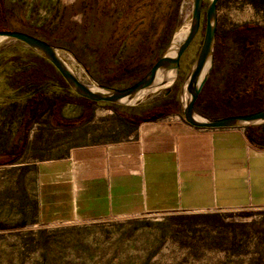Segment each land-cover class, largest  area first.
Returning <instances> with one entry per match:
<instances>
[{
    "label": "rangeland",
    "instance_id": "rangeland-1",
    "mask_svg": "<svg viewBox=\"0 0 264 264\" xmlns=\"http://www.w3.org/2000/svg\"><path fill=\"white\" fill-rule=\"evenodd\" d=\"M209 2L205 0L203 15ZM263 5L264 0H219L214 66L203 107H264V13L257 10ZM192 6V0H0V12H6L13 28L58 40L75 38L99 61L111 63L110 69L131 62L132 68L140 65L137 71L161 55L174 33L187 29ZM204 26L202 18L175 83L123 111L137 124H124L103 104L87 105L74 97L61 98L56 105L44 101L16 165L73 147L127 140L140 123L148 122L141 120L152 116L149 110L166 92L174 110L163 118L176 115L183 120L180 89L200 52ZM65 58L87 83L78 65ZM32 69L37 74L45 71L65 86L56 71L23 44H0V158L7 150L6 138L21 134L14 135L13 123L6 122L21 113L26 94L17 80ZM260 130L264 132V125ZM34 179L29 169L0 166V264H264V208L158 213L44 227L37 224Z\"/></svg>",
    "mask_w": 264,
    "mask_h": 264
},
{
    "label": "crops",
    "instance_id": "crops-1",
    "mask_svg": "<svg viewBox=\"0 0 264 264\" xmlns=\"http://www.w3.org/2000/svg\"><path fill=\"white\" fill-rule=\"evenodd\" d=\"M17 162L7 165L35 178L37 224L44 227L264 208V144L250 141L244 128L197 129L176 115L142 122L124 141Z\"/></svg>",
    "mask_w": 264,
    "mask_h": 264
},
{
    "label": "water",
    "instance_id": "water-1",
    "mask_svg": "<svg viewBox=\"0 0 264 264\" xmlns=\"http://www.w3.org/2000/svg\"><path fill=\"white\" fill-rule=\"evenodd\" d=\"M205 0H192L190 24L186 30L173 34L169 44L150 70L135 84L116 88L100 84L93 78L85 65L69 49L52 45L42 39L20 31H0V44L14 40L22 43L37 55L48 61L61 75L70 89L79 97L94 103H106L123 107H134L146 96L168 89L180 74L181 59L201 29L203 4ZM205 10L204 35L200 49L180 89L179 102L183 120L193 128L216 130L246 128L264 124V109L218 119H209L200 114L195 104L208 81L213 66L218 23V0H209ZM183 33L184 37L178 35ZM65 56L82 70L88 82L82 81L72 69ZM167 92L165 93V95Z\"/></svg>",
    "mask_w": 264,
    "mask_h": 264
},
{
    "label": "trees",
    "instance_id": "trees-1",
    "mask_svg": "<svg viewBox=\"0 0 264 264\" xmlns=\"http://www.w3.org/2000/svg\"><path fill=\"white\" fill-rule=\"evenodd\" d=\"M6 17H7L6 12L2 10L0 12V31L9 30V31L24 32L32 36H35L39 39H42L52 45L64 47V48L71 50L76 55V57L85 65V67L90 72V74L93 76V78L102 85L114 87L115 86L114 84H119V85H124V87L122 88H125L132 84H135V82H137L140 78L142 79V77L150 70L153 64L160 57V56L157 57L156 60L152 62L148 67L142 68L141 71H137L140 65L134 66L132 68L131 62H128L125 66H117L116 68H111L113 69L111 70L110 69L111 63H108V62L102 63L101 60L99 61V59H97L94 56L93 54L94 52L90 49V47L82 46L80 41H77V39L66 37L64 39L58 40V39L50 38L47 33L45 34L38 33L35 31H30V30H26L22 28L15 29L13 28V26H11V24L8 23V19ZM247 29L253 30L255 28H253V26H249L247 27ZM33 53L36 56H38L42 62H45L46 64H48L51 68H53L56 71V74L58 75V77L61 80H63V82L65 83V86H59L56 80L50 77L45 71L39 72L37 74L38 71L37 70L34 71V69H32L31 72L28 71L25 76H21L20 78H18L17 81L20 82V86L22 87V89L25 91V94H26L25 101H24L25 103H23L22 105L21 113L18 116H15L16 118L15 121L13 120V118H9V120H7L6 123L8 124L13 123L12 132L14 133V135H16L17 132L19 131H21V134L18 137V139L13 138L12 137L13 134L11 135V137L9 136L8 138H6L5 143L6 145L8 144V146H7V150H5L3 157L0 158V165L13 164L22 156L25 146H26L27 132L32 126V124L34 123V121L36 120L39 107L42 104H44V101L47 103H49L50 101L52 105H56L58 104V102L61 101L60 100L61 98H63V101H64L65 98L74 97L80 101L82 100V102L86 103L87 105L103 104V105H107L110 108H112L115 111L116 115L118 116L119 120L123 122L124 124H127L129 126H133L137 124L135 123V121L132 120V117L129 114H126L123 112L125 109H127V107L106 104V103H94V102H91L89 100H86L84 98L77 96L70 89V87L66 84L64 79L58 73V71L48 61H46L45 59L37 55L35 52ZM132 69L136 72L133 73ZM205 88H206V85L204 86L203 91L201 92L195 104V108L200 114H202L203 116L209 119H218V118L233 116L234 114L244 115V114L254 113V112L264 109L263 107L258 110H247L245 108L234 106V105L233 106L231 105V106H228L222 109L220 108L209 109L206 106L203 107L202 97H203V92ZM58 89L59 90L62 89V92L57 93ZM14 105L15 104L13 103L12 106ZM173 110H174V102L172 98H170V95H168L159 104L155 105L152 109L149 110L148 114H152V116L148 118H144L141 121L158 120L166 116L168 113L173 112ZM210 113L213 115H216V117H208V114ZM263 125L264 124L259 125V126L250 125L245 128L247 136L250 139V141L254 143L264 144V132L260 130V127Z\"/></svg>",
    "mask_w": 264,
    "mask_h": 264
},
{
    "label": "flooded vegetation",
    "instance_id": "flooded-vegetation-1",
    "mask_svg": "<svg viewBox=\"0 0 264 264\" xmlns=\"http://www.w3.org/2000/svg\"><path fill=\"white\" fill-rule=\"evenodd\" d=\"M204 4H205V1H204ZM204 4H203V10H204ZM219 8V0H218V3H217V10ZM206 10V9H205ZM257 10H261V14L264 13V5L261 6V8H257ZM203 13V12H202ZM205 16V12H204V15L202 14V18H204ZM256 29H253L252 31L254 32ZM259 31H261V29H259ZM169 93H167L164 97L168 96Z\"/></svg>",
    "mask_w": 264,
    "mask_h": 264
},
{
    "label": "bare ground",
    "instance_id": "bare-ground-1",
    "mask_svg": "<svg viewBox=\"0 0 264 264\" xmlns=\"http://www.w3.org/2000/svg\"><path fill=\"white\" fill-rule=\"evenodd\" d=\"M178 36H179V37H177L178 39H180L181 37H184L183 33L179 34Z\"/></svg>",
    "mask_w": 264,
    "mask_h": 264
}]
</instances>
